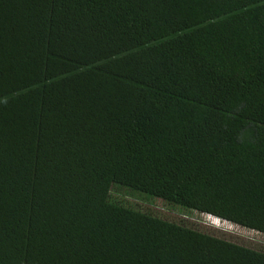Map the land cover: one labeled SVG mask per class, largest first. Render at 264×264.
<instances>
[{"label":"trees","instance_id":"16d2710c","mask_svg":"<svg viewBox=\"0 0 264 264\" xmlns=\"http://www.w3.org/2000/svg\"><path fill=\"white\" fill-rule=\"evenodd\" d=\"M185 213L264 235V0H0V264H264Z\"/></svg>","mask_w":264,"mask_h":264},{"label":"rangeland","instance_id":"374dc122","mask_svg":"<svg viewBox=\"0 0 264 264\" xmlns=\"http://www.w3.org/2000/svg\"><path fill=\"white\" fill-rule=\"evenodd\" d=\"M155 205H156L157 209H159V212H162V211H164V209H166L164 203L160 200H156ZM163 213H165V212H163ZM186 213L184 215H180V216H178V215L172 216L171 215V217H169V218L171 220L178 221V222L184 221L186 224H188V223L192 224L193 223L194 226L200 227V228H202L203 226L205 228H209L208 225L214 226L216 228H221V229L227 230L231 233H235L236 235H240V236L247 237L249 239L258 241V243H261V245L264 246V235H262L260 233L248 231L246 229H242L240 227L230 225V224L223 222V221H220L214 217L205 216V215L198 214V213H193L192 215H189ZM166 214H168V213H166Z\"/></svg>","mask_w":264,"mask_h":264}]
</instances>
